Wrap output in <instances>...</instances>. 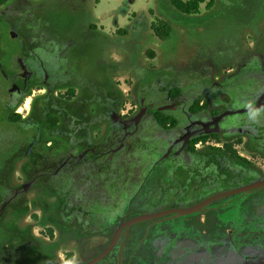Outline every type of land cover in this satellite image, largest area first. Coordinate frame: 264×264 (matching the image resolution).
I'll return each mask as SVG.
<instances>
[{
    "label": "rangeland",
    "instance_id": "rangeland-1",
    "mask_svg": "<svg viewBox=\"0 0 264 264\" xmlns=\"http://www.w3.org/2000/svg\"><path fill=\"white\" fill-rule=\"evenodd\" d=\"M170 1L7 0L0 8L5 70L13 80L18 78V65L11 58L19 51V43L4 20L13 26L31 25L35 42L41 35L43 43L49 40L55 45L56 55H65L72 72L63 87L55 89L54 97L77 107L80 125L88 128V139L77 138L79 147L62 139L53 156L44 149L46 159L34 171L26 169L32 157L20 152L31 138L17 136L10 141L18 154L8 172L0 174V264H75L80 244L88 253L106 249L112 240L108 237L111 226L126 213L134 217L192 207L260 178L253 170L264 171V155L249 154L242 146L236 151L254 164L253 169L199 146L190 179L177 175V169L173 184L163 161L166 145L162 141L131 138L130 144L123 143L128 149L121 184L112 179L108 183L107 175H95L97 165L75 160L82 151L89 155L104 145L113 130L108 111L126 122L146 104L164 100L162 87L192 96L212 83L228 81L235 73L264 72V0H213L210 10L203 4L199 14L191 16L178 13ZM154 27H161L166 36L158 38ZM68 39H73L69 45ZM250 79L241 80L239 86H246ZM8 87L0 77L1 98L7 96ZM69 90L74 94L67 100ZM45 92L33 87L16 113L26 119L33 101ZM200 99L216 105L222 100L212 90ZM1 105L0 100V157L8 147L2 142L3 133L14 130ZM153 133V127L147 126L140 132L141 139L149 140ZM33 146L40 147L38 142ZM48 165L59 168L44 170ZM182 180L190 186L185 187ZM70 190L74 203L69 200ZM235 197L218 200L228 206L226 216H237L240 225L249 217L255 236H262L260 241L246 243L263 249L262 256L241 264H264V188ZM199 264L210 263L205 258Z\"/></svg>",
    "mask_w": 264,
    "mask_h": 264
},
{
    "label": "trees",
    "instance_id": "trees-1",
    "mask_svg": "<svg viewBox=\"0 0 264 264\" xmlns=\"http://www.w3.org/2000/svg\"><path fill=\"white\" fill-rule=\"evenodd\" d=\"M6 2L7 0H0V8ZM170 3L178 13L184 16L199 14L200 6L203 4L207 10L213 6V0H171ZM4 22L7 23L6 27L11 37L16 36L17 39L14 41L19 43V51H16L11 58L18 65L19 76L16 80L11 78L3 65L5 54L0 51V77L10 86L7 96L1 98L2 94L0 93L1 107L5 111L7 124L14 128L2 135V139H4L2 142H7V149L9 148V150L5 149L0 157V168L3 172L0 174L3 175L8 172L9 164L15 160L18 154L10 142L17 136H29L32 140L20 151L32 157L31 164L26 168L27 172L38 170L39 161L46 159L42 156L45 152L44 149L51 150L52 156L57 153L61 148L62 139L68 140L76 146H78L76 141L80 137L79 135L88 139V128L82 127L76 117L78 108L61 103L54 97L55 89L63 87L64 81L72 72L64 60L65 55L64 58L61 55H56L55 45L51 44L49 40H45L43 43V40L40 39L41 35H38V42H35L32 39L34 30L31 25L22 23L13 26L8 20H4ZM162 31L161 27L160 29L153 28V32L160 39L166 36V33ZM72 42L73 39H68L66 44L69 45ZM35 86L45 89L46 92L33 101L28 117L22 118L16 111ZM73 94L74 91L69 90L66 95L67 100H70ZM107 114L109 115V126L112 125L113 130L108 133L104 145L99 146V149L104 147L103 150H91L89 155L82 151L81 156L75 160H84L87 161L86 163L91 162L97 165L95 175H107L108 183H111L112 179L115 180V183L121 184L124 182L121 169L126 162L125 152L128 149L127 146L122 145L123 143L130 144L124 135L128 127L124 122L116 119L113 112L108 111ZM153 119L155 122L153 125L154 136L148 143L154 142L157 138L164 140L163 131L167 124L173 126L172 119L163 118L158 110L155 111ZM37 130L39 133L36 135ZM37 142L40 147L33 146ZM80 142L82 146V141L79 140ZM198 142L204 143L205 138H196L190 144V148ZM120 146L122 149H119ZM114 147L116 152L113 150ZM190 159L192 158L190 157ZM57 168L59 165L50 166V168L46 166L44 170L50 171V169L56 170ZM67 193L70 196V202L74 203L72 190ZM235 198L232 196L226 200ZM237 206L240 207V204ZM228 211L226 204L216 201L198 213L183 217H166L133 225L126 232H122L119 243L108 256L96 264H180L181 261L188 264H199L205 258L210 264H241L249 257H261L263 249L246 245V243L260 241L262 238L258 234L255 236L253 223L248 222L251 221L248 215L246 222L240 225L237 216H226ZM126 214L124 219L118 218L113 223L108 232L109 238L113 237L121 223L140 216L130 217L128 213ZM202 216L203 218H201ZM242 220L244 221V218ZM256 233L259 232L256 231ZM49 235V237L52 236L51 232ZM238 241H240L239 245ZM104 249L88 253L80 244L81 255L75 264L88 263L101 254Z\"/></svg>",
    "mask_w": 264,
    "mask_h": 264
},
{
    "label": "flooded vegetation",
    "instance_id": "flooded-vegetation-1",
    "mask_svg": "<svg viewBox=\"0 0 264 264\" xmlns=\"http://www.w3.org/2000/svg\"><path fill=\"white\" fill-rule=\"evenodd\" d=\"M249 78L251 82L246 86H239L241 80ZM209 90H212L214 95L221 96V104L201 101V94H207ZM161 91L165 95L164 100L146 104L145 108H141L131 119L122 122L128 127L124 133L126 140L133 138L141 142H149L154 134L149 140L144 141L141 139L140 132L147 126L153 127L155 111H160L163 118L172 119L173 126L167 124L163 131L164 140L161 138L154 140L158 143L162 141L166 145L162 157L167 165V174L171 183L173 182L172 176L175 175L177 169V175L190 179L198 162L195 157L199 154V146H202L206 152L232 159L249 170L254 168V164L236 149L242 146L249 154L264 155V72L247 75L235 73L228 81L212 83L210 87H204L201 94L197 93L192 96L184 94L177 88L162 87ZM196 138H205V142H198L190 148V144ZM253 172L260 178L255 176L256 179L248 185L264 181V171L256 169ZM181 182L185 187L190 186L186 181ZM198 185L205 184L199 183ZM235 195L228 197H235Z\"/></svg>",
    "mask_w": 264,
    "mask_h": 264
},
{
    "label": "water",
    "instance_id": "water-1",
    "mask_svg": "<svg viewBox=\"0 0 264 264\" xmlns=\"http://www.w3.org/2000/svg\"><path fill=\"white\" fill-rule=\"evenodd\" d=\"M262 187H264V181L248 185V186L243 187L241 189H237V190L228 191V192H224V193L214 195V196L209 197V198L205 199L204 201H202V202H200V203H198L192 207H188L185 209H169V210L162 211V212L155 213V214H151V215H141V216L135 217L131 220H128L127 222L119 225V227L115 231V233L112 237V240L109 243V245L107 246V248L101 254H99L97 257L93 258L92 260H90L86 264H96L97 262H99L104 257H107L108 254L113 250L114 246L116 245V243L120 237L121 232L122 231L126 232L133 225H136L139 223H144V222H149V221H153V220H157V219L166 218L169 216L183 217V216L191 215L194 213H198L204 207L214 203L215 201L221 200V199L226 198V197L231 196V195L256 190V189H259Z\"/></svg>",
    "mask_w": 264,
    "mask_h": 264
}]
</instances>
